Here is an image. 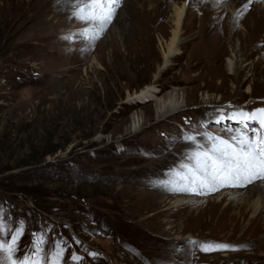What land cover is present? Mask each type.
<instances>
[{"label":"rangeland","instance_id":"rangeland-1","mask_svg":"<svg viewBox=\"0 0 264 264\" xmlns=\"http://www.w3.org/2000/svg\"><path fill=\"white\" fill-rule=\"evenodd\" d=\"M204 1L120 0L111 24L88 41L77 33L98 29L71 18L72 0L40 16L43 0H0V209L9 223L24 221L19 255L43 231L67 240L65 264L73 253L81 264H264V235L243 234L249 216L220 221L236 210H224L236 188L194 194L200 208L166 209L157 199L192 194L162 186L179 178L195 147L182 134L227 136L237 125L211 121L264 108V25L252 34L242 25L257 14L245 19L244 10L264 0L247 9L248 0H218L214 13ZM182 2L178 52L165 57L173 5ZM219 20L221 45L211 31ZM146 84L159 99L171 95L165 106L133 99ZM168 223L177 230L166 234ZM190 241L235 247L203 252Z\"/></svg>","mask_w":264,"mask_h":264},{"label":"snow or ice","instance_id":"snow-or-ice-1","mask_svg":"<svg viewBox=\"0 0 264 264\" xmlns=\"http://www.w3.org/2000/svg\"><path fill=\"white\" fill-rule=\"evenodd\" d=\"M252 0L243 5L247 9ZM74 11L71 18L82 24H92L98 30L77 33L88 41L96 39L113 21L120 0H72ZM228 125L229 135H217L208 131H196L181 135V139L195 143V147L185 155V162L177 171L178 179L162 183L169 191L201 194L205 189L212 192L221 187L245 188L256 181H264V108L251 112L237 111L221 114L211 123ZM208 123V122H206ZM259 125L258 128L255 125ZM201 127H204L202 125ZM9 217L0 209V264H65V253L70 247L65 238L57 237L50 241L46 232H33L30 250L21 256L20 241L25 234L23 220L8 222ZM7 236L5 240L3 237ZM79 244V241H76ZM200 244L203 252L229 250L235 246L218 242L190 241ZM98 254L88 252L87 256ZM85 257L73 253L70 260L81 264Z\"/></svg>","mask_w":264,"mask_h":264},{"label":"bare ground","instance_id":"bare-ground-1","mask_svg":"<svg viewBox=\"0 0 264 264\" xmlns=\"http://www.w3.org/2000/svg\"><path fill=\"white\" fill-rule=\"evenodd\" d=\"M36 1L38 2V0H36ZM61 1L62 0H43V5L44 6H42V7L38 6L36 14H38L39 16H40V14H45L46 15L48 13V11H49L48 7L52 6V4H53V6L57 5ZM201 1L202 0H200V2ZM217 1L218 0H205L203 5L204 6L209 5L208 7H206V9L209 12L214 13L215 12V8L212 7V6H216ZM258 1L259 0H256L255 2H258ZM252 9H253V7H252ZM71 10L74 11V8L72 6H71ZM255 11L257 12V14L252 17V20L254 19V21H251L250 23H247L246 26H245V23H242L243 29L245 31L246 30L248 31V29H249V32L251 34L255 33L256 31H258L261 28V26L264 25V5L259 6V7L255 8L254 10H252L250 12L244 10V15L246 16L245 19L247 18V16L250 13L254 14ZM185 12H186V4H185V2H182L180 4L175 3L173 5V12L170 15L171 16V24H172L173 28L171 29V36H170L169 41L167 42V45H166L167 51L164 50L165 57H167L168 54H169V56H172V55H174V54H176L178 52L177 51L176 53H174V50L178 49L177 47H178V44L180 42V35L182 34V25L184 23ZM211 31H215V32L219 31V32H221V37L218 38V36H217V40L219 42L218 45H221L220 42H221V38H222V35H223V32H224V28L222 27V25L220 23V20L213 27V29ZM236 31H239V30L238 29H234L233 33L236 32ZM93 32H95V31H93ZM256 34H260V33L257 32ZM218 35H220V34H218ZM213 45H215V44L213 43ZM167 60L168 59L166 58V61ZM231 64H233V62H232L231 56H229L228 58H226V60L224 62L225 69L227 70V72L229 74H231L228 71V69H230V67H231ZM156 91H157V89L154 88L153 84H146V85H144V87H142L139 91H137L133 95V99L134 100H138V101H143V100L147 101V100H151V99L156 98V100H157L156 104L159 107H162L161 106L162 104L165 106V104H164L165 99L168 98V97L170 98L171 95L169 94V95H167L166 98L159 99L158 95L156 94ZM172 96H173V94H172ZM166 110H168V109H166ZM208 191H210V190H208ZM240 191H241L240 188H236V190L229 191L231 193V195H233L234 193H236L237 195L230 198V200H229L230 203H229V205L225 206L224 210H227L228 207H230V206L234 207L236 210L233 213H231L230 215L228 214L230 216L229 218L226 215H225V217H222L223 215L221 214L222 216L220 217V221L222 222V221L227 219L228 223H229L230 221H237V220L241 219L240 216L244 215V222H245V220L248 219L247 217L249 216L250 218L248 219V223H247L248 225H244V233H243L244 237H246L245 235L247 234L249 236V238L259 239V237H258L259 235H261V234L264 235V181H256L254 184L248 185L247 187H245L244 188V194H242V196H238V194H240ZM255 195H257V197H258V198H256L257 199L256 201L254 200V196ZM222 196L224 197V195H222ZM222 196L220 198H216L215 201H212V202H209V203H212L214 206L219 204V202H217V201L218 200L221 201L222 198H223ZM168 197H169L168 195H166L165 197H164V195H160V196L157 197L158 200L159 199L162 200L160 203L167 202L170 205V206L166 207V209H170V208L178 206V205H186L187 206V205L192 204V205H195V207L197 206L199 208L202 206V205H200V203H198L196 201L199 198L198 195H194V194H191L190 196H189V194L182 195L180 197H177V198L173 199L172 201H171V199H168ZM207 198H209V197H207ZM233 224H235V223H233ZM177 227L178 226L176 224L175 225H171V224L168 223V226H167L168 230H167L166 234H170L171 233V232H169V229H176L177 230ZM177 237H180V236H177ZM260 237H262V236H260ZM251 241H252V239H251ZM259 245H260V247H264V239L261 240V243ZM244 246H245V244H244ZM248 249H249V246H248Z\"/></svg>","mask_w":264,"mask_h":264},{"label":"trees","instance_id":"trees-1","mask_svg":"<svg viewBox=\"0 0 264 264\" xmlns=\"http://www.w3.org/2000/svg\"><path fill=\"white\" fill-rule=\"evenodd\" d=\"M53 150H54V149H53ZM53 150H52V151H53Z\"/></svg>","mask_w":264,"mask_h":264}]
</instances>
